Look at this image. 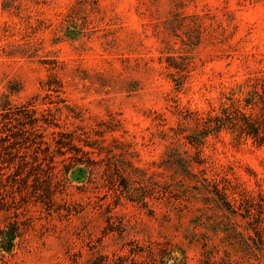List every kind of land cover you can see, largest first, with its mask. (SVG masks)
<instances>
[{
    "label": "rangeland",
    "instance_id": "rangeland-1",
    "mask_svg": "<svg viewBox=\"0 0 264 264\" xmlns=\"http://www.w3.org/2000/svg\"><path fill=\"white\" fill-rule=\"evenodd\" d=\"M262 78L264 0H0V264H264Z\"/></svg>",
    "mask_w": 264,
    "mask_h": 264
},
{
    "label": "trees",
    "instance_id": "trees-1",
    "mask_svg": "<svg viewBox=\"0 0 264 264\" xmlns=\"http://www.w3.org/2000/svg\"><path fill=\"white\" fill-rule=\"evenodd\" d=\"M257 86L261 88L264 94V78L256 80V83L254 85L256 90L246 100H247V104H252L255 99L260 100V103L262 105L261 110L263 112L261 115V117H263V120H261V122L257 118H252L251 115L246 116L245 114L240 113V111L230 112L225 110L223 116H216L214 118L213 126L211 125L212 120L208 121V123H206L205 130L210 129L216 131L225 125H230L231 127H237L242 135H245L246 137H252L256 141L263 143L264 126L262 124H264V95L263 94L261 95L258 92ZM216 194L220 196L221 200L229 206L228 202L225 200V197L223 196L222 193H219V191L217 190ZM8 235L11 236V238L8 239L7 244L8 247L11 248L13 246L12 244L13 236L10 235V233H8Z\"/></svg>",
    "mask_w": 264,
    "mask_h": 264
}]
</instances>
